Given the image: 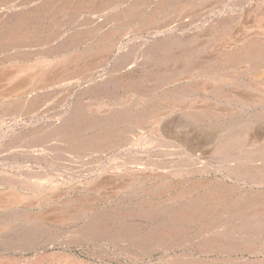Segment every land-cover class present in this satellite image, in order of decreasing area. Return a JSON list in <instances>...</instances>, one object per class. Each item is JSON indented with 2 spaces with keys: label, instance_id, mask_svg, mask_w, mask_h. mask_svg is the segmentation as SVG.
<instances>
[{
  "label": "bare ground",
  "instance_id": "6f19581e",
  "mask_svg": "<svg viewBox=\"0 0 264 264\" xmlns=\"http://www.w3.org/2000/svg\"><path fill=\"white\" fill-rule=\"evenodd\" d=\"M241 1L3 7L0 124L69 108L0 140V264H264V0Z\"/></svg>",
  "mask_w": 264,
  "mask_h": 264
},
{
  "label": "rangeland",
  "instance_id": "374dc122",
  "mask_svg": "<svg viewBox=\"0 0 264 264\" xmlns=\"http://www.w3.org/2000/svg\"><path fill=\"white\" fill-rule=\"evenodd\" d=\"M16 1H17V3L18 2H20V0H11L10 2L8 1V2H1L0 1V4H3L2 6L0 5V12H2V11H4V10H6V11H8V9H13L14 7H17V5H19V4H17L16 3ZM244 1V0H243ZM243 1H241L240 2V5L241 4H243ZM8 3V4H7ZM13 3H15V4H13ZM5 4V5H4ZM11 4H13V5H11ZM7 5V6H6ZM16 5V6H15ZM3 7H4V10H2L3 9ZM12 7V8H11ZM211 17H214V15L213 14H211ZM167 29H169V30H171L172 28H167ZM169 30H167V32H171V31H169ZM166 31H163V32H161L160 34H158V36L160 37L161 35H163L162 33H167ZM172 32H175L174 31V29L172 30ZM133 37L132 36H129V38H127V39H124V40H122L120 43H119V46H122L123 47V49L124 48H126L127 46H129L130 44H131V39H132ZM130 42V43H129ZM125 45V46H124ZM118 46V48H117V50H115V53H114V56H112L111 57V59L113 60L114 59V57L119 53V51L121 50H123L122 49V47H119ZM119 50V51H118ZM117 53V54H116ZM116 54V55H115ZM98 73L96 74H94V76H93V78H97L98 76ZM84 83H79V84H77L76 86H75V91H79V90H81V88L83 87L82 85H83ZM80 85V86H79ZM46 108L47 107H44L43 109H41L42 111L40 112V114L38 115V113H36V114H31L30 116H26V115H18V116H9V117H6V118H4L3 119V121L1 122V127H0V140H2L3 138H5V137H7L8 135L7 134H9L10 136L12 135V131H19V130H21V129H23L24 127H26L27 126V124H30V125H28V126H31L32 124H35V123H37V122H42V121H44V120H52V121H56V120H54V119H57V120H59L63 115H65V112L67 111V109L69 108V106H68V103H66V104H60V105H56V106H54V107H51V108H47V110H46ZM44 110H46V111H44ZM49 110V111H48ZM46 116V117H45ZM11 117V118H10ZM40 117H42V118H40ZM13 118V119H12ZM9 119V120H8ZM39 119V120H38ZM7 120V121H6ZM36 121V122H35ZM4 123V124H3ZM18 123V124H17ZM22 123V124H21ZM25 123H27V124H25ZM20 126V127H19ZM14 128V129H12V128ZM8 128V129H7ZM4 135V136H3ZM3 137V138H2ZM199 154V153H198ZM1 161V160H0ZM8 161H5V160H2L1 162H0V168L2 167H4V168H12L13 166L10 164V165H8ZM100 168L101 167H97L96 168V170H94L93 171V174L94 175H96V174H99V171H100ZM58 242H56V244H57ZM56 244H51V245H49V246H53V245H56ZM56 247V246H55ZM72 249H75V248H72ZM73 253H75L77 256H85V255H83V254H86V252H87V249L85 248H83V250H80V252H79V250H74V251H72ZM264 254V253H263ZM262 254V255H263ZM262 255H260V256H262ZM87 258V257H86ZM87 260H89V258H87ZM119 260H117V259H115V264L117 263V264H119V262H118Z\"/></svg>",
  "mask_w": 264,
  "mask_h": 264
}]
</instances>
